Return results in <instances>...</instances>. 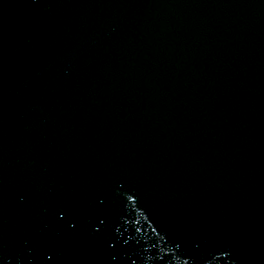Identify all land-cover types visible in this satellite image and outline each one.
<instances>
[{
    "label": "water",
    "instance_id": "water-1",
    "mask_svg": "<svg viewBox=\"0 0 264 264\" xmlns=\"http://www.w3.org/2000/svg\"><path fill=\"white\" fill-rule=\"evenodd\" d=\"M0 264H264V0H0Z\"/></svg>",
    "mask_w": 264,
    "mask_h": 264
}]
</instances>
